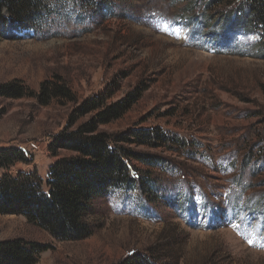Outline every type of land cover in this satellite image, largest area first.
Instances as JSON below:
<instances>
[{
  "label": "rangeland",
  "instance_id": "374dc122",
  "mask_svg": "<svg viewBox=\"0 0 264 264\" xmlns=\"http://www.w3.org/2000/svg\"><path fill=\"white\" fill-rule=\"evenodd\" d=\"M39 1L33 27L9 25L0 34V85L22 90L0 91V148L33 159L7 172L36 169L45 179L54 161L75 154L52 151L56 135L135 90L137 99L98 130L125 135L119 144L154 164L130 159L135 181L94 199L84 216L88 237L55 239L21 214H0V240L48 247L34 264H119L131 256L150 264H264L262 32L238 34L237 47L217 51L188 30V16L206 0H112L106 9ZM224 19L214 15L206 30ZM57 83L71 98L51 96ZM98 96L97 108L79 110ZM148 130L168 140L151 145L133 135Z\"/></svg>",
  "mask_w": 264,
  "mask_h": 264
},
{
  "label": "trees",
  "instance_id": "16d2710c",
  "mask_svg": "<svg viewBox=\"0 0 264 264\" xmlns=\"http://www.w3.org/2000/svg\"><path fill=\"white\" fill-rule=\"evenodd\" d=\"M84 1L106 9L112 0ZM206 1L205 10L188 16L187 21L188 30L194 35L207 37L211 48L233 50L240 44L233 42L236 35L257 30L262 32L264 39V0ZM43 8L39 0H0V34L9 25L33 27L37 13ZM208 10L210 13L206 14ZM219 13L225 18L222 24L213 23L211 29L206 30L214 15ZM0 91L13 96L22 95L19 86L0 85ZM48 92L45 83H42L41 101L50 98ZM138 95L135 90L98 112L78 129L56 135L49 145L52 151L65 149L75 154L54 161L45 179L36 169L16 175L7 172L16 163L27 164L33 159L26 157L20 148H0V169L4 171L0 176V214H21L59 240H80L90 236L92 225L84 220V216L90 212L94 199L107 194L112 188L135 181L130 175L132 157L154 164L144 153L120 145L119 141L126 138L125 135L113 137L98 130L99 124L118 118ZM51 96L71 98L72 95L68 87L57 83ZM98 99L99 96L87 100L85 107L79 110L86 112L97 108L101 104ZM133 135L140 142L151 145L168 140L158 130L137 131ZM47 248L20 238L0 240V264H34L37 255ZM119 264H150V261L146 256H131Z\"/></svg>",
  "mask_w": 264,
  "mask_h": 264
}]
</instances>
